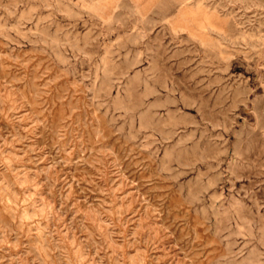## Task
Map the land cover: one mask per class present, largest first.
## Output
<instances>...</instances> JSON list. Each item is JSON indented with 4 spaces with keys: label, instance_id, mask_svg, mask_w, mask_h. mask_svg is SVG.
<instances>
[{
    "label": "rangeland",
    "instance_id": "374dc122",
    "mask_svg": "<svg viewBox=\"0 0 264 264\" xmlns=\"http://www.w3.org/2000/svg\"><path fill=\"white\" fill-rule=\"evenodd\" d=\"M0 264H264V0H0Z\"/></svg>",
    "mask_w": 264,
    "mask_h": 264
}]
</instances>
